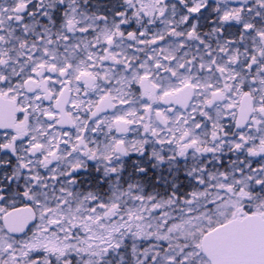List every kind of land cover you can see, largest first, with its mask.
I'll return each mask as SVG.
<instances>
[{
	"label": "flooded vegetation",
	"instance_id": "af4514ba",
	"mask_svg": "<svg viewBox=\"0 0 264 264\" xmlns=\"http://www.w3.org/2000/svg\"><path fill=\"white\" fill-rule=\"evenodd\" d=\"M20 8L13 17L0 9V102L15 114L0 131V198L68 166L50 181L66 186L72 211L76 172L130 157L153 171L193 165L211 183L232 174L264 183V0H25ZM158 86L166 91L157 98ZM64 92L69 128L57 110ZM124 101L133 103L130 119L121 117ZM37 156L38 170L28 169ZM58 205L39 219L58 222L65 201Z\"/></svg>",
	"mask_w": 264,
	"mask_h": 264
},
{
	"label": "trees",
	"instance_id": "16d2710c",
	"mask_svg": "<svg viewBox=\"0 0 264 264\" xmlns=\"http://www.w3.org/2000/svg\"><path fill=\"white\" fill-rule=\"evenodd\" d=\"M113 167L115 170L93 167L85 173L76 172L74 210H68L66 215L56 214L60 220L65 218L60 223L73 226L60 240L65 241L69 236L76 242L73 246L62 245L59 252L43 248L28 252L8 245L4 252L12 260L25 264H195L196 260L189 256L202 255L198 244L174 236L162 241L157 232L162 231L167 220L190 219L194 215L189 213L193 211L191 205L204 199L213 200L210 198L214 195L213 186L195 178L193 165H187L184 171H169L167 167L153 171L145 162L130 157ZM192 170L194 176L190 174ZM256 185L248 188L251 195L257 193L262 183ZM114 208L123 210L121 219L117 216L114 223L125 222L117 235L124 242L102 246L98 236L104 234L105 224L113 219L107 221L101 215ZM150 222L155 237L152 245L147 241L148 236L142 237L144 231L150 230Z\"/></svg>",
	"mask_w": 264,
	"mask_h": 264
},
{
	"label": "rangeland",
	"instance_id": "374dc122",
	"mask_svg": "<svg viewBox=\"0 0 264 264\" xmlns=\"http://www.w3.org/2000/svg\"><path fill=\"white\" fill-rule=\"evenodd\" d=\"M45 1V0H41ZM25 0H0V9L4 8L6 10V14L10 16H14V11L17 10L20 5H23ZM146 3V2H145ZM0 12H2L0 10ZM9 25L11 22H9ZM17 27V26H16ZM64 28H67V24ZM15 41L16 37L13 36ZM18 38V37H17ZM129 75L132 76V71L129 72ZM130 76V78H131ZM127 76L126 78H128ZM130 79L127 82V84H130ZM125 86L123 91H125ZM157 92V98L158 95L161 96L165 91L166 88L164 86H158L156 87ZM156 100V98H155ZM134 106L131 101H124L123 103V112H122V119H130L132 117V110ZM46 121V120H45ZM50 129V124L47 122L45 125V130ZM127 140V138H126ZM129 144V142H128ZM52 145V144H51ZM51 149L49 147V144H45V149L43 150L41 155H46ZM38 156L34 159H32L30 162V165L27 166V168H32L38 170L39 167H37L36 164H38ZM102 167V166H101ZM69 167H63L62 165L58 166L57 170L54 172L48 171L47 173L43 174L42 176L49 175L48 180H45L43 177H40V181L36 180L34 182H30L25 190L21 194L17 193H9V195L1 197L0 198V218L2 214L10 208L13 204L19 203V201H32L34 203H38V208L42 212H44L45 208H49L51 205V199H53V196H55L60 189V187L66 189L65 185L58 186L55 182L50 181L52 180V176H62L65 171ZM110 170H115L113 166L109 167ZM196 172H197V168ZM223 172V171H222ZM226 173V172H224ZM192 176L195 175L194 171L192 170L190 172ZM201 175V174H200ZM199 176V175H198ZM231 181H223L220 177L216 179V182L211 183L205 181L204 176L202 175V179L205 181L206 185H213L215 187V191L213 192V196L210 198H213V200H203L200 201V203H194L191 205V214L194 213V215H191L190 219H187L185 222L181 219L179 220H167L166 225L162 228V231L157 232L159 239L166 240L170 238V236H174V238H183L184 240H189L190 244L199 245L200 248V239L203 236V234L213 227L227 221L228 219H231L233 217H239L241 215L249 214V213H257L264 216V183L261 185L260 189L257 191V193L254 195H250L248 191L246 190L249 187L255 188L257 185L256 183L249 184L248 182H235L233 181V174L231 175ZM197 176H195L196 178ZM194 178V177H192ZM47 179V178H46ZM258 184V183H257ZM218 186V188H217ZM224 186H229V189L233 190H240L243 189L242 192H227L224 193L221 189H223ZM207 192V191H206ZM205 192V193H206ZM196 193V192H195ZM194 193L195 196H197ZM247 193V194H246ZM249 194V195H248ZM120 195V192L118 193V197ZM65 194H62V197H64ZM120 198H118L119 200ZM117 200V199H116ZM126 211H128V207L126 208ZM123 210L122 208H114L110 211H105L101 216H103L104 219L109 221V219H113V221L106 223V229L104 230V234L101 236H98V239L100 242H102V246H106L108 243L114 242V244L123 243L124 241L117 235L121 233V229L124 228V223L117 222L114 223V220L117 216L120 217ZM121 219V217H120ZM153 222L149 223L150 230L148 232L144 231L142 233V237L148 236L147 241L150 245L154 243L155 237H154V228ZM48 224L46 222H43L42 220L38 222V225L33 229V231L26 236L21 242H16L13 240H10L9 237L4 233L2 230L1 224H0V264H25L21 261H14L11 259V256L5 253L6 246H21L19 248H22L24 250H27L28 252H32L38 248H43L48 251H61L62 245H70L73 246L74 241L73 238H70L69 236L66 237L65 241H60L63 239L64 235H68L70 233V228H72V225L64 223H60L59 225H52L50 228H48ZM55 227V230H51V228ZM68 230V234H64ZM116 231L118 232L116 234ZM120 231V232H119ZM115 236H112L114 233ZM151 234V235H150ZM162 240V241H163ZM20 243V244H19ZM12 254V253H9ZM193 255V253H192ZM191 259L196 260L195 264H209V262L204 259L202 255L198 256H189ZM154 264V263H153ZM156 264V263H155Z\"/></svg>",
	"mask_w": 264,
	"mask_h": 264
},
{
	"label": "water",
	"instance_id": "95a60500",
	"mask_svg": "<svg viewBox=\"0 0 264 264\" xmlns=\"http://www.w3.org/2000/svg\"><path fill=\"white\" fill-rule=\"evenodd\" d=\"M67 99L64 94L59 108L63 126H71L64 112ZM6 111L4 103L0 102L1 130L11 128L14 120V114L9 117ZM118 128L119 132H125V123H120ZM36 221V212L31 206L12 208L2 217L6 232L15 237L26 234ZM200 247L210 264H264V217L249 214L233 218L203 234Z\"/></svg>",
	"mask_w": 264,
	"mask_h": 264
}]
</instances>
